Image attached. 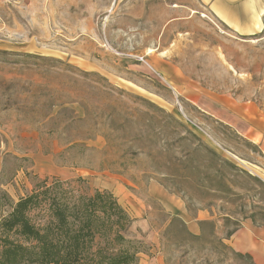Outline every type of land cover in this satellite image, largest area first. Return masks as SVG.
<instances>
[{
	"label": "rangeland",
	"instance_id": "rangeland-1",
	"mask_svg": "<svg viewBox=\"0 0 264 264\" xmlns=\"http://www.w3.org/2000/svg\"><path fill=\"white\" fill-rule=\"evenodd\" d=\"M174 1L0 0V222L59 180L116 198L127 264H251L214 221L193 236L150 193L227 232L264 224V15L243 35Z\"/></svg>",
	"mask_w": 264,
	"mask_h": 264
},
{
	"label": "trees",
	"instance_id": "trees-1",
	"mask_svg": "<svg viewBox=\"0 0 264 264\" xmlns=\"http://www.w3.org/2000/svg\"><path fill=\"white\" fill-rule=\"evenodd\" d=\"M11 203L0 222L1 264H127L130 221L105 190L74 194L44 179ZM33 217L31 218V213ZM131 250V249H130ZM129 250V251H130ZM126 252V253H125Z\"/></svg>",
	"mask_w": 264,
	"mask_h": 264
},
{
	"label": "crops",
	"instance_id": "crops-1",
	"mask_svg": "<svg viewBox=\"0 0 264 264\" xmlns=\"http://www.w3.org/2000/svg\"><path fill=\"white\" fill-rule=\"evenodd\" d=\"M196 1L198 2V0ZM199 1L211 13L239 34H254L261 28V17L264 15V0ZM175 3L177 1H174L173 4ZM177 4H182V1L179 0ZM263 136L261 129L255 130L253 143L261 142ZM150 194L157 199L165 211H168L169 217L177 218L183 223L189 234L199 236L202 233L203 226L214 221V229L216 233H221L222 241L227 248L247 257L251 264H264V224L254 223L247 219L227 232V228L224 229L219 224V220H216V217L207 209L191 213L180 199L161 187L158 188L157 193L151 191Z\"/></svg>",
	"mask_w": 264,
	"mask_h": 264
}]
</instances>
